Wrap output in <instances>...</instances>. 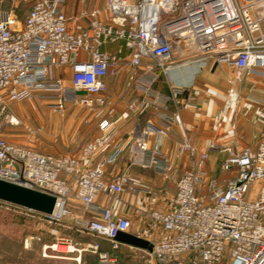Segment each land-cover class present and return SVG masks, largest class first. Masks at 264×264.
I'll use <instances>...</instances> for the list:
<instances>
[{
    "label": "built area",
    "instance_id": "2783aa9c",
    "mask_svg": "<svg viewBox=\"0 0 264 264\" xmlns=\"http://www.w3.org/2000/svg\"><path fill=\"white\" fill-rule=\"evenodd\" d=\"M21 1L31 2L22 21L13 8L0 11V123L18 124L9 104L36 93L51 96L53 110L60 114L68 102L92 113L105 110L97 121L99 133L81 148L89 161L82 168L78 157L11 142L0 130V178L56 196L49 212L28 208L43 222L59 223L71 212L66 201L79 200L95 214L76 217L79 230L116 248L121 242L115 235L129 231L131 219L113 213L115 199L122 191L150 195L153 189L127 170L106 175L105 166L115 163L123 147L103 78L117 76L121 64L134 76L142 96L128 101L129 114L141 111L151 93L153 103L167 105L168 96L153 93L152 85L159 72L169 71L177 52L227 63L234 80L254 72L264 79V0H105L103 9L81 7L70 14L62 10L66 0ZM109 43L118 46L100 50ZM143 60L151 62L138 74ZM65 69L70 73L67 83ZM174 91L181 93V88ZM161 117V124L147 121L135 131L128 157L131 164L169 178L170 160L158 144L169 135L174 116ZM149 136L155 138L153 147ZM212 150L225 153L219 174L207 167ZM103 151L107 155L93 164L94 155ZM177 155L187 157L188 165L177 177L166 208L146 211L147 236L142 237L151 249L141 248L149 255L143 264H264V129L254 149L236 144L220 148L215 142L198 148L184 137ZM36 237L40 239L28 235L25 243ZM86 251L96 254L92 264H117L116 256L98 241L58 235L41 244L42 255L70 257L76 264Z\"/></svg>",
    "mask_w": 264,
    "mask_h": 264
},
{
    "label": "crops",
    "instance_id": "0c3cea01",
    "mask_svg": "<svg viewBox=\"0 0 264 264\" xmlns=\"http://www.w3.org/2000/svg\"><path fill=\"white\" fill-rule=\"evenodd\" d=\"M99 2L100 0H66L62 10L66 13L72 10L74 4L78 6L77 10L81 7L98 6ZM127 53L128 51L123 49L125 56ZM184 56L186 55L180 52L174 53L171 59L172 67L165 74L159 72L158 78L152 85L153 93L168 96L169 100L165 107L159 103H153L151 93L147 96L148 102L141 111L129 114L126 111L128 101L142 96L141 92L135 88L134 76L126 65L121 64L117 76L103 78L106 83L107 98L114 108L112 119L117 129V140L123 147L115 163L105 166L106 175L110 177L113 173L127 170L142 176L153 189L150 195L144 192L135 194L128 191L120 192L113 203V213L128 216L131 219L129 231L144 237L147 236L146 211L150 208H166L168 200L175 191L177 177L188 165L187 157L177 155V145L182 138L188 137L198 148L215 142L220 148L236 144L238 148L249 146L254 149L259 133L264 129V80L260 76L252 74L240 80H234L232 68L227 63L218 62L213 57L202 54L196 55L195 60L189 59L179 63L187 59ZM150 62L151 60H143L138 67V74L145 73L146 65ZM65 70L67 73L68 69ZM230 79L234 81L229 82ZM175 88H181V93H176ZM92 114L94 119L91 126H94V132L90 134V139L99 133L97 121L103 115ZM162 115L174 116L169 135L158 144L170 160L169 178H164L151 168L131 164L128 157V144L135 131L142 129L147 121L161 124ZM7 129L12 131L11 127ZM3 134L10 138V134ZM7 140L24 145L16 140ZM148 140L153 147L155 138L149 136ZM107 153V151L97 153L91 159L92 163L95 164ZM69 155L80 159L81 168L89 163L87 158L81 156V148L72 151ZM224 156L225 153L222 151H210L209 166L220 162ZM211 171H213L212 168ZM215 172L217 171L212 173L215 174ZM93 215L95 214L90 213L89 216Z\"/></svg>",
    "mask_w": 264,
    "mask_h": 264
},
{
    "label": "rangeland",
    "instance_id": "374dc122",
    "mask_svg": "<svg viewBox=\"0 0 264 264\" xmlns=\"http://www.w3.org/2000/svg\"><path fill=\"white\" fill-rule=\"evenodd\" d=\"M30 5L31 3L21 0H0V11L13 8L18 20L22 21ZM104 6L105 0H100L98 7L103 9ZM77 7L74 4L73 11L66 14L75 12ZM117 46L118 43L104 44L100 50L111 51ZM187 56H184L187 59L179 63L196 58V55L193 57L191 53ZM252 74L259 76L256 72ZM69 77L68 69L65 74L66 83ZM52 103L51 96H43L40 93H36L32 99L10 103L9 112L19 122L9 124L6 120H2L0 123L2 136L5 137L3 133H8L10 138L5 137L6 139L16 140L28 147L59 155H69L72 151L82 148L84 143L90 140V134L94 132V126H91L94 119L92 112L68 102L64 112L60 114L53 110ZM100 111L103 112L104 109H98L96 114H103ZM7 127H11L12 131ZM218 166L219 162L209 166L208 161L207 167L210 173L213 171H217L215 174L221 173ZM65 205L71 212L59 223H47L37 219L38 214L31 209L0 200V264H76L71 258L42 255V242L50 241L58 235L82 242L98 241L101 249L116 256L117 264H143L149 256L145 250L127 244H119L118 247L113 248L109 240L79 230L75 218L89 216L90 212L86 211L73 197H70ZM28 235L39 236L40 239L36 237L31 239L30 244H26L25 237ZM94 259L96 260V254L86 251L83 253L81 264H92Z\"/></svg>",
    "mask_w": 264,
    "mask_h": 264
},
{
    "label": "water",
    "instance_id": "95a60500",
    "mask_svg": "<svg viewBox=\"0 0 264 264\" xmlns=\"http://www.w3.org/2000/svg\"><path fill=\"white\" fill-rule=\"evenodd\" d=\"M0 200L38 211H51L56 196L53 193L30 187L15 181L0 178ZM116 240L136 247L151 249L150 242L129 231H118Z\"/></svg>",
    "mask_w": 264,
    "mask_h": 264
},
{
    "label": "bare ground",
    "instance_id": "6f19581e",
    "mask_svg": "<svg viewBox=\"0 0 264 264\" xmlns=\"http://www.w3.org/2000/svg\"><path fill=\"white\" fill-rule=\"evenodd\" d=\"M62 249H66L67 246H61ZM66 258H70V257H66Z\"/></svg>",
    "mask_w": 264,
    "mask_h": 264
},
{
    "label": "trees",
    "instance_id": "16d2710c",
    "mask_svg": "<svg viewBox=\"0 0 264 264\" xmlns=\"http://www.w3.org/2000/svg\"><path fill=\"white\" fill-rule=\"evenodd\" d=\"M94 257V256H93ZM93 261V260H92ZM94 261H95V259H94Z\"/></svg>",
    "mask_w": 264,
    "mask_h": 264
}]
</instances>
